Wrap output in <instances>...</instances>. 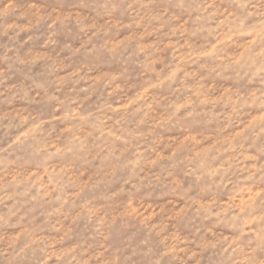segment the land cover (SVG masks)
Listing matches in <instances>:
<instances>
[{
  "label": "rangeland",
  "instance_id": "rangeland-1",
  "mask_svg": "<svg viewBox=\"0 0 264 264\" xmlns=\"http://www.w3.org/2000/svg\"><path fill=\"white\" fill-rule=\"evenodd\" d=\"M0 264H264V0H0Z\"/></svg>",
  "mask_w": 264,
  "mask_h": 264
}]
</instances>
